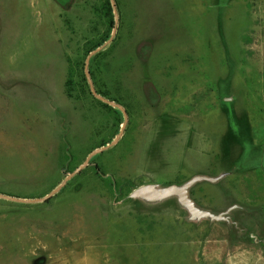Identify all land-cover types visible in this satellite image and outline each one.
Listing matches in <instances>:
<instances>
[{
	"label": "rangeland",
	"instance_id": "374dc122",
	"mask_svg": "<svg viewBox=\"0 0 264 264\" xmlns=\"http://www.w3.org/2000/svg\"><path fill=\"white\" fill-rule=\"evenodd\" d=\"M107 144L0 197V264H264V0H0V192Z\"/></svg>",
	"mask_w": 264,
	"mask_h": 264
},
{
	"label": "water",
	"instance_id": "95a60500",
	"mask_svg": "<svg viewBox=\"0 0 264 264\" xmlns=\"http://www.w3.org/2000/svg\"><path fill=\"white\" fill-rule=\"evenodd\" d=\"M113 2H114V0H113ZM90 57H91V55L88 56V60L90 59ZM88 74H89V72H88ZM91 90H92V93H94L96 96H99L97 94V92H96L95 86H94V84H93L92 81H91ZM100 98L102 100H105L103 97H100ZM106 101L109 102V103L115 104L116 106H118L123 111V113L125 115L126 121L128 120V112H127V110L121 104L116 103V102H113V101H110V100H106ZM119 138H120V135H117L116 138L113 141V144L117 143L118 140H119ZM110 145L111 144H107L105 146H101V147L95 149L93 152H91L88 155V157L86 158V160L82 164H80L73 172H71L68 175V177L62 182V184H60L58 187H56L54 190H52L49 194H47L44 197L27 199V198L16 197V196H13V195H8V194L1 193V192H0V197L1 198H5V199L14 200V201H20V202L45 201L49 197L54 196L61 189V187L68 181V179H70L73 175H75L76 173L80 172L83 168H85L89 164V162H90L91 157H92L93 154L104 151ZM172 191L180 192L183 195H186L187 194V190L184 187L178 188L176 185H171V186H169L167 188H159V187L154 188L153 185H150L149 184V185H143L141 187L136 188L133 191V195L147 194V195L153 196V197H166Z\"/></svg>",
	"mask_w": 264,
	"mask_h": 264
},
{
	"label": "trees",
	"instance_id": "16d2710c",
	"mask_svg": "<svg viewBox=\"0 0 264 264\" xmlns=\"http://www.w3.org/2000/svg\"><path fill=\"white\" fill-rule=\"evenodd\" d=\"M113 25H114V22H112V28L114 27ZM100 45H101V44H100ZM84 78H85V77H84ZM70 96H71V95H70ZM71 97H73V96H71Z\"/></svg>",
	"mask_w": 264,
	"mask_h": 264
}]
</instances>
